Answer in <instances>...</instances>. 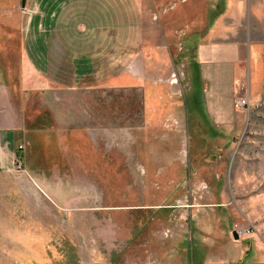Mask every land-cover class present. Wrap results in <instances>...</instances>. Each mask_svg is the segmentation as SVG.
I'll use <instances>...</instances> for the list:
<instances>
[{
    "label": "rangeland",
    "instance_id": "1",
    "mask_svg": "<svg viewBox=\"0 0 264 264\" xmlns=\"http://www.w3.org/2000/svg\"><path fill=\"white\" fill-rule=\"evenodd\" d=\"M39 1L76 35L90 30L83 14L93 0ZM190 1L158 0L153 22L137 25L149 40L105 44L102 92L89 90L98 82L88 69L75 80L67 61L64 85L39 76L23 52L37 0L28 10L0 0V80L19 86L26 117L50 109L56 123L43 136L35 130L15 170L0 171V264H238L264 251V0ZM225 22L249 30L262 50L242 88L250 108L235 130L218 133L199 114L194 46Z\"/></svg>",
    "mask_w": 264,
    "mask_h": 264
},
{
    "label": "crops",
    "instance_id": "2",
    "mask_svg": "<svg viewBox=\"0 0 264 264\" xmlns=\"http://www.w3.org/2000/svg\"><path fill=\"white\" fill-rule=\"evenodd\" d=\"M157 1L148 0L146 4L142 0H132V4L127 3L123 8H118L114 4L106 3L101 7L99 4H102V0H93L94 11L89 9L87 14H83L90 30L83 35H76L75 28L67 20L58 18L56 9H50V2L45 7L44 1L37 0L34 8L29 10L31 17L26 23L27 39L23 49L25 60L39 76L53 79L58 85L65 83L62 79L63 74L60 73V68L65 66L64 61H67L68 67L75 66L77 81L80 71L88 69L89 73H85V76L98 82L97 87L93 83L89 90L100 89L102 92H107L110 89L109 66L107 64L104 66L106 68H103L100 64L101 60H106L108 57L105 44L121 41L135 47L139 40H149L153 37L142 34L140 36L137 25L140 23L148 25L153 22L151 9ZM193 3L194 0H191L192 6ZM64 4L63 0L61 5L64 6ZM89 5L88 3V7ZM26 10H28V4ZM183 11V8L178 7L171 17L180 16ZM166 26L168 27H164V34L169 37L172 31L169 29L171 26L170 24ZM240 29H243V26L229 27L226 22L225 26L214 25L206 32L203 40L194 47V59L198 67V85H195L194 89L201 106L199 114L211 129L218 133L232 132L236 129L238 125L236 116L242 109L235 108L234 101L245 95L250 99L251 95L248 92H242V88L245 83L249 84L257 76V66L260 62L262 49L259 42L251 37L249 30L244 34V30ZM43 33L47 34L44 37L46 43L41 39ZM153 33L151 31V34ZM77 44H82L81 51L73 48ZM69 46L73 49L70 50ZM134 47L131 46V48ZM135 49L136 55H139L138 48ZM98 59L99 62L96 61ZM14 89L20 91L19 86L14 88L10 82L0 80V171L10 172L17 168L18 158H21V154L24 153L27 144L32 142L36 132L31 124L33 118L26 117L24 106L13 96ZM45 112H50L52 115V125L39 129L42 136L56 124L52 110L45 109L40 112V115ZM199 114L196 113V115ZM20 145H25L24 150L20 149ZM238 258L233 263L264 264V251L255 247Z\"/></svg>",
    "mask_w": 264,
    "mask_h": 264
},
{
    "label": "trees",
    "instance_id": "3",
    "mask_svg": "<svg viewBox=\"0 0 264 264\" xmlns=\"http://www.w3.org/2000/svg\"><path fill=\"white\" fill-rule=\"evenodd\" d=\"M197 43L195 44V46L197 45ZM31 124L35 130L41 129L42 127H49L52 125V115H50V112L48 113L45 112L43 115H39L36 118H34Z\"/></svg>",
    "mask_w": 264,
    "mask_h": 264
},
{
    "label": "built area",
    "instance_id": "4",
    "mask_svg": "<svg viewBox=\"0 0 264 264\" xmlns=\"http://www.w3.org/2000/svg\"><path fill=\"white\" fill-rule=\"evenodd\" d=\"M172 77H175V82L178 81L177 73H174L172 75ZM234 103H235V108H237V109H247V108H250V105H251L250 99L246 95L245 96H240V97L236 98V100L234 101ZM19 147H20V149L23 150L24 147H25V145H20Z\"/></svg>",
    "mask_w": 264,
    "mask_h": 264
},
{
    "label": "water",
    "instance_id": "5",
    "mask_svg": "<svg viewBox=\"0 0 264 264\" xmlns=\"http://www.w3.org/2000/svg\"><path fill=\"white\" fill-rule=\"evenodd\" d=\"M26 4H27V0H22V6L23 8L26 7ZM234 232V236L238 239L240 237L239 233L236 232V231H233Z\"/></svg>",
    "mask_w": 264,
    "mask_h": 264
},
{
    "label": "flooded vegetation",
    "instance_id": "6",
    "mask_svg": "<svg viewBox=\"0 0 264 264\" xmlns=\"http://www.w3.org/2000/svg\"><path fill=\"white\" fill-rule=\"evenodd\" d=\"M40 114H38L37 116H39ZM34 119V118H33ZM49 127H51V126H49ZM45 128H47V127H45Z\"/></svg>",
    "mask_w": 264,
    "mask_h": 264
}]
</instances>
